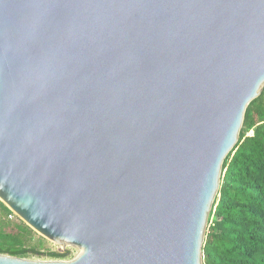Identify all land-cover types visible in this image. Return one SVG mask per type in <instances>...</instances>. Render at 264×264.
I'll use <instances>...</instances> for the list:
<instances>
[{
    "label": "water",
    "instance_id": "water-1",
    "mask_svg": "<svg viewBox=\"0 0 264 264\" xmlns=\"http://www.w3.org/2000/svg\"><path fill=\"white\" fill-rule=\"evenodd\" d=\"M264 87V0H0V200L71 260L203 264Z\"/></svg>",
    "mask_w": 264,
    "mask_h": 264
},
{
    "label": "trees",
    "instance_id": "trees-1",
    "mask_svg": "<svg viewBox=\"0 0 264 264\" xmlns=\"http://www.w3.org/2000/svg\"><path fill=\"white\" fill-rule=\"evenodd\" d=\"M0 203V254L19 258L69 257L42 251L44 239ZM203 264H264V87L247 106L239 138L223 161L202 246Z\"/></svg>",
    "mask_w": 264,
    "mask_h": 264
},
{
    "label": "rangeland",
    "instance_id": "rangeland-1",
    "mask_svg": "<svg viewBox=\"0 0 264 264\" xmlns=\"http://www.w3.org/2000/svg\"><path fill=\"white\" fill-rule=\"evenodd\" d=\"M8 218L12 221V222H17L18 220H21L17 215H15L14 217H9ZM36 233V237L35 239L40 236L44 239V245L42 248V251L46 252L48 250H55V251H59L61 249V246L44 238L43 236H41L39 233H37L36 231H34ZM64 250H68L70 252L69 257L63 259V260H71L72 258L76 257L79 253H80V248L79 247H75V246H66ZM63 250V251H64ZM27 259H31V260H51L49 259L47 256H35V257H31V258H27Z\"/></svg>",
    "mask_w": 264,
    "mask_h": 264
},
{
    "label": "built area",
    "instance_id": "built-area-1",
    "mask_svg": "<svg viewBox=\"0 0 264 264\" xmlns=\"http://www.w3.org/2000/svg\"><path fill=\"white\" fill-rule=\"evenodd\" d=\"M0 203H3L1 200H0ZM16 214L15 213H11L10 215H9V217H14Z\"/></svg>",
    "mask_w": 264,
    "mask_h": 264
}]
</instances>
